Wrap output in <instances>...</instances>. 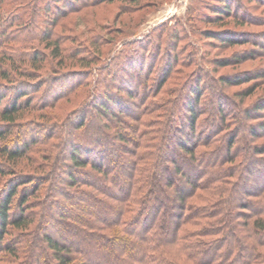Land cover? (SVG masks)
Masks as SVG:
<instances>
[{
    "label": "trees",
    "instance_id": "trees-1",
    "mask_svg": "<svg viewBox=\"0 0 264 264\" xmlns=\"http://www.w3.org/2000/svg\"><path fill=\"white\" fill-rule=\"evenodd\" d=\"M216 1L206 2L213 20L239 10L232 0ZM209 38L228 47L237 44L233 35ZM50 43L52 59L63 65L60 42ZM2 60L0 176L6 180L0 183V264H264V144H234L264 138V95L256 109L233 114L236 123L260 117V125L240 124L228 131L225 153L219 146L199 150L211 147L212 137L229 126L220 105L200 112L198 86L184 83L172 92L182 99L155 106L164 113L152 124L161 129L153 132L161 135L160 142L144 144L149 131L138 129L139 108L154 107L139 96L143 83L130 68L124 84L114 87L122 94L108 93L103 82L101 98L77 122L66 120L65 144L54 145L58 152L51 155L52 150L42 152L46 140L34 148L38 139L22 144L18 135L11 138L35 103L31 94L37 90L30 86L44 60H16L13 54ZM15 62L26 65L14 67ZM233 81L235 86L249 82ZM202 115L217 124L202 126L197 122ZM82 130L79 140L74 133ZM197 192L210 204L192 203L201 202Z\"/></svg>",
    "mask_w": 264,
    "mask_h": 264
},
{
    "label": "rangeland",
    "instance_id": "rangeland-1",
    "mask_svg": "<svg viewBox=\"0 0 264 264\" xmlns=\"http://www.w3.org/2000/svg\"><path fill=\"white\" fill-rule=\"evenodd\" d=\"M232 1L239 10L213 20L206 2L213 4L216 0H0V63L9 54L16 60H44L38 65L36 84L30 86L37 90L31 94V102L35 103L19 121L25 123L11 130V138L18 135L22 144H32L38 139L40 143L34 148L46 140L51 146L42 147V152L52 150L50 153L54 155L58 151L53 146L65 144L66 120L77 122L85 108L101 98L99 90L103 82L108 83V93L122 94L114 87L124 84L125 70L133 68V77L141 87L143 83L139 96H144V103L149 102L154 109L164 101L182 99V95L176 98L172 92L184 83L198 86L200 112L220 105L229 128L212 137L211 147L199 150L219 146L225 153L226 144L231 140L228 131L240 124L260 125V117L258 120L248 117L236 123L233 114L241 109H256L260 95H264V83L260 84V72H264V0ZM214 32L226 37L233 35L237 44L228 47L209 38L216 35ZM47 35L51 36L49 41ZM54 38L60 42L61 54L65 57L63 65L58 59H52L46 47ZM82 57L83 63L78 64ZM240 57L243 62L234 61ZM21 65L26 64L15 62L14 67ZM224 78L228 81L225 84ZM239 78L249 82L233 85V80ZM1 84L0 92H5L6 84ZM216 100L220 103L214 105ZM154 109L139 108L138 129L146 127L144 132L149 131L143 138L144 144L161 140V135L156 138L153 133L161 129L152 124H157L164 113L162 108ZM124 119L130 121L126 116ZM197 120L210 128L217 124L206 115ZM74 134L79 140L84 138L83 130ZM206 134L209 132L201 133L203 137L209 136ZM6 141L10 143V136ZM234 144L235 148L237 144L260 146L264 138L260 139L259 135L245 142L236 139ZM257 157L260 161V155ZM34 158L36 163H41L39 158ZM65 159L63 164L68 162ZM4 180L6 177L0 176V183ZM197 195L201 202L195 199L192 203L210 204L202 202L205 198L202 192Z\"/></svg>",
    "mask_w": 264,
    "mask_h": 264
}]
</instances>
